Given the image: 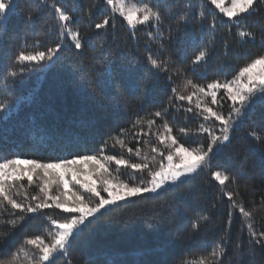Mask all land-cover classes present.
<instances>
[{"label":"snow or ice","instance_id":"1","mask_svg":"<svg viewBox=\"0 0 264 264\" xmlns=\"http://www.w3.org/2000/svg\"><path fill=\"white\" fill-rule=\"evenodd\" d=\"M19 6L20 0H0V61L6 62L5 80L16 82L28 72L64 68L97 101L112 99L117 107L135 103L138 108L131 124L109 134L92 154L85 150V154L74 152L48 160L0 154V264H72L69 250L73 240L91 220L133 198H156L169 188L180 189L201 172L209 184L214 181L219 186L210 205L213 215L197 212L176 222L167 214L175 209L174 195L172 201L165 198L154 204L148 227L168 224L169 231L159 234L166 246L186 242V247L207 249L204 241L212 234L211 251L194 260L185 257L177 264H264V225L256 226V218L264 214V195L258 202L243 198L244 192L255 187L248 157L256 150L258 178L264 184V128L249 131L247 136L254 143L214 164L215 157L231 143L235 128L257 106L264 108V0H93L91 4L84 0H28L22 26L10 27L11 18L19 15ZM208 6L227 18L228 36L235 28L241 45L255 43L258 50L243 51L245 62L231 70V78L225 59L217 66L216 78L203 84L195 83L187 72L203 80L216 54L218 18ZM41 17L45 18L44 31L36 33ZM118 17L137 42L135 48L127 41L123 47L113 43ZM141 27L145 29L143 51L137 35ZM50 32L55 39L45 46ZM206 35L211 38L206 40ZM87 48L92 49L91 55ZM172 48L177 52L192 48L195 54L187 66H180V57L173 59ZM66 49L74 54L63 58ZM222 49L220 55L227 58L231 54L228 39H223ZM202 64L204 69L197 73ZM169 85L167 104L153 105L154 111L140 116L156 89L162 86L167 93ZM16 99L9 92L0 102V112L11 113ZM183 101L188 102L187 107L180 103ZM182 108L184 123L199 121L196 126L174 127ZM169 113L172 122L166 119ZM260 119L264 123V113ZM136 128L139 131L129 136ZM189 139L195 146H186ZM133 143L137 146L129 147ZM117 146L118 154H107ZM113 163L117 172L131 169L133 177L139 173L140 181L128 183L113 176ZM225 197L226 220L213 225L217 202L223 206ZM36 218L41 223L35 231L19 237V230ZM236 218L241 222V234L233 244ZM87 264L95 261L89 259Z\"/></svg>","mask_w":264,"mask_h":264},{"label":"trees","instance_id":"2","mask_svg":"<svg viewBox=\"0 0 264 264\" xmlns=\"http://www.w3.org/2000/svg\"><path fill=\"white\" fill-rule=\"evenodd\" d=\"M27 2L28 0H20L19 15L11 18L10 27L20 28L22 26ZM130 2L135 3V0H130ZM177 2L179 3V0ZM204 2L205 0H198V3ZM84 3L91 4L93 0H84ZM208 10L214 12L218 18V30L215 37L216 54L212 56L208 63V71L203 80L199 76L193 75L192 72H187V75L192 77L195 83L203 84L216 78L217 66L225 59L227 62L224 66L230 73L228 78H231V74H234L231 70H238V66H242L245 62L242 55L243 51L256 52L258 50L255 43L249 42L241 45L238 42V37L235 36V28L232 29V35L228 36L227 18L222 17V14L214 6H208ZM103 14L98 16L97 20L102 18ZM211 18L209 16V19ZM221 19L225 21L223 25L219 24ZM44 21V17L37 21L36 33L44 31ZM81 30L83 31V25H81ZM144 31L145 29L141 27L137 32V35L140 36L141 51L144 50ZM108 33L109 40L112 41L113 29L111 27H109ZM115 36L116 39L113 43L119 44L121 47L124 46L125 41H127L130 48H135L137 45V42L131 39L129 30L121 23L119 17L116 20ZM204 38L207 40L211 37L206 35ZM30 39H33V37L30 36ZM54 39L55 34L50 32L46 38L48 43H45V46H50V42ZM223 39H228L231 42V54L227 58L220 55L223 51ZM171 51L173 59L180 57L177 60L180 66H187L195 54L192 48H188L186 52H177L175 48H172ZM86 52L91 55L92 49L87 48ZM237 53H241V55H237ZM73 54V52L66 49L61 53V57L66 58ZM5 63L0 61V102H3L9 92L12 93L13 98L17 99L11 113L0 112V154H19L24 158L41 160L67 156L69 153L74 152L85 154V150H88V154H92L109 134L118 132L119 128L128 127L131 121L136 118L138 106L135 103L128 107L124 105L117 107L112 99H106L101 103L88 94V90L81 84L78 77L73 82V78L69 76L64 68L57 67V69L28 72L22 80L12 82L4 78ZM64 63L65 68H67L69 61L65 59ZM204 67L203 64L200 65L196 72L200 73ZM220 75L223 77V73ZM182 82V79L178 80L177 84L180 85ZM168 88L169 91L165 93L162 86L158 87L144 110L139 112V115L144 116L145 113L154 111L155 108L165 106L168 102V95H171V85ZM180 103L184 107L188 106L187 101ZM153 105H155V108ZM224 111L226 114L227 105H225ZM262 113H264V108L257 106L255 113H250L245 117L244 122L233 131L231 143L215 157L214 164L216 161L226 160L235 149L242 151L254 143L247 136V133L249 131L260 132L264 128V123L260 119ZM183 116L182 108L174 127L192 128L199 123L195 120L184 123ZM4 117H7V119H4ZM166 119L172 122L171 113ZM157 123L159 124L160 121H157ZM134 131H139V128L131 129L129 136ZM151 142L155 143L154 137ZM181 142L184 143L185 141L181 139ZM197 142H199L198 139ZM189 144L195 146L192 139L187 141L186 146ZM136 146L134 143L129 144V147ZM140 146L143 147V145ZM119 152L120 149L117 146L116 150L109 151L107 154H118ZM124 155L127 158L126 150H124ZM110 170L113 176H118L119 179L125 182L138 183L140 181V174L136 173L133 177L131 175L133 170L131 169H121L120 172H117L116 165L113 163ZM248 170L250 174L256 176L255 187L244 192L243 198L246 202L251 200L258 202L260 197L264 195V184L258 178V150L248 157ZM24 183H27L26 180ZM218 189V184L214 181L209 184L205 174L201 172L184 185H181L180 189L169 188L167 193L162 194L161 197L133 198L126 203H121L119 207L104 211L102 215L91 220L84 227L83 232L73 240L72 247L69 250L72 264H87L89 259L94 260L95 264H155L156 261L162 259L167 260L168 264H177L179 260L185 257L190 260L196 259L198 256L203 255L205 251H211L213 241L211 233H209L208 239L204 241L207 249L199 245L186 247V242L176 246H166L159 234L169 231L168 224L149 228L147 222L152 216L154 204L165 198L172 201L174 195L175 209L167 214L176 222H180L197 212L201 214L206 212L211 216L213 210L210 205L216 200ZM223 199V206L217 202L213 225L226 220L227 198ZM40 223L38 218L28 220L24 228L19 230L18 236L22 238L23 234H32ZM261 225H264V214L256 218L257 228ZM220 231L222 229L216 231L217 236ZM240 234L241 222L239 218H236L232 225L233 244Z\"/></svg>","mask_w":264,"mask_h":264},{"label":"rangeland","instance_id":"3","mask_svg":"<svg viewBox=\"0 0 264 264\" xmlns=\"http://www.w3.org/2000/svg\"><path fill=\"white\" fill-rule=\"evenodd\" d=\"M218 11V10H217ZM219 12V11H218Z\"/></svg>","mask_w":264,"mask_h":264}]
</instances>
